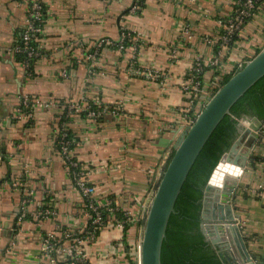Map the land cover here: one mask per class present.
<instances>
[{"label": "crops", "instance_id": "obj_1", "mask_svg": "<svg viewBox=\"0 0 264 264\" xmlns=\"http://www.w3.org/2000/svg\"><path fill=\"white\" fill-rule=\"evenodd\" d=\"M33 1L0 0V264H53L43 255L44 238L88 228L82 195L58 144L57 117L71 101L105 110L92 118L78 108L65 118L76 139L75 157L89 167L95 199L110 213L93 236L84 233L87 260L136 264L153 185L171 142L185 128L189 100L181 82L198 58L205 62L206 88L219 72L261 50L264 0L255 1L233 43L222 48L214 42L235 0H42V55L29 70L8 48L20 41ZM124 32L132 42L120 48L115 43ZM101 40L108 42L89 60ZM132 64L159 75L133 74ZM201 96L205 102L206 90ZM259 135L242 144V150L253 144L257 157L249 160L235 205L249 247L264 264V124ZM43 207L54 213L36 216ZM55 255L63 263L64 254Z\"/></svg>", "mask_w": 264, "mask_h": 264}, {"label": "water", "instance_id": "obj_2", "mask_svg": "<svg viewBox=\"0 0 264 264\" xmlns=\"http://www.w3.org/2000/svg\"><path fill=\"white\" fill-rule=\"evenodd\" d=\"M263 76L264 47L205 100L193 123L171 142L144 212L141 264H162L161 251L169 219L194 162L233 104ZM263 124L264 119L257 116H242L237 138L220 157L203 191L201 230L223 264H259L242 231L235 204L249 160L257 157L252 152L253 144L244 150L242 144L247 136L256 140Z\"/></svg>", "mask_w": 264, "mask_h": 264}, {"label": "built area", "instance_id": "obj_3", "mask_svg": "<svg viewBox=\"0 0 264 264\" xmlns=\"http://www.w3.org/2000/svg\"><path fill=\"white\" fill-rule=\"evenodd\" d=\"M256 0H235V7L233 10V14L225 20H220L221 23V33L219 39L214 42L218 48L229 47L233 41L235 36L239 33L240 29L244 26L247 19L253 14V10L255 8ZM43 6L44 2L42 0H34L30 6V10L25 16L24 20V31L21 36L20 41L17 45H14L12 48H8L10 52L13 54H24V61L26 68L31 70L33 61L42 55V50L40 46H35L33 44L34 40H38L39 34L42 30L41 20L43 14ZM185 33H189L188 28L184 29ZM131 35V33H123L118 42L115 43L120 48L124 47L125 40ZM108 42L107 40H101L98 42L97 47L87 54V58L91 61H94L95 57L99 54L100 48L103 44ZM220 51V50H219ZM254 56V55H253ZM252 56V57H253ZM251 57V58H252ZM249 58V59H251ZM247 59V60H249ZM244 62H240L237 66L243 65ZM210 63L216 64V60H212ZM205 62L198 58L188 75V77L181 82V90L188 96L189 105L183 108L184 110V118H185V127L191 125L195 120V117L189 115V111H191L194 107L196 98L203 93V83L200 78V74L204 68ZM130 72L136 75H142L148 77H158L159 74H154L150 70H139L136 68L134 64H132L129 68ZM65 74V73H63ZM209 97V96H208ZM30 98L25 97L23 103L25 106L30 104ZM40 103V102H39ZM41 104V103H40ZM67 106V112L63 114L62 124H61V114L57 117L59 119V132H58V144L60 148V152L64 159V163L69 168V173L74 182V185L77 190L82 195L84 210L87 216L90 218V223L88 224V228L85 230L88 234L92 235L95 233V229L103 225V215L101 212V205L96 201L95 196L93 194V186L89 182L88 173L89 167L85 164L79 162L74 153L76 139L71 137L69 128L67 127L65 118L67 117L69 111L77 110L78 108L83 109L87 112L89 117L98 118L103 115L105 112L104 108H95L91 105H87L85 107L79 106L76 102H69L65 105ZM182 110V109H181ZM242 121V118L239 119ZM1 160V156H0ZM29 201L28 197L23 199V208H22V216H26L27 211V203ZM110 204V202H108ZM109 210H114V208L109 207ZM54 211L51 208H41L36 212V216L40 218L48 217L53 214ZM83 230H64L62 237H56L54 233H49L43 242V255L49 257L53 264H90L87 260L86 251H84L85 246V233ZM55 252H62L64 254V258L59 259ZM136 264H141L140 260V243L137 245V257Z\"/></svg>", "mask_w": 264, "mask_h": 264}, {"label": "trees", "instance_id": "obj_4", "mask_svg": "<svg viewBox=\"0 0 264 264\" xmlns=\"http://www.w3.org/2000/svg\"><path fill=\"white\" fill-rule=\"evenodd\" d=\"M44 10L45 4L42 26L44 25ZM131 42L130 37L126 38L125 44ZM33 44L36 47L39 46L38 40H34ZM17 56L18 59L24 60V54L20 53ZM238 69L239 66H236L225 74H219V72L217 78L211 79L210 85L206 88L203 72H201L203 91L206 90L207 95L211 96ZM201 97L200 94L196 98L193 109L189 111L190 116L195 117L201 105L204 104ZM244 114L264 119V76L233 104L231 112L219 122L194 162L177 198L175 211L169 219L167 235L161 251L162 264H223L211 244L205 240L201 230L202 196L213 168L237 138L239 119ZM70 134L74 138L73 134ZM101 212L104 217L110 214L104 207H101Z\"/></svg>", "mask_w": 264, "mask_h": 264}]
</instances>
